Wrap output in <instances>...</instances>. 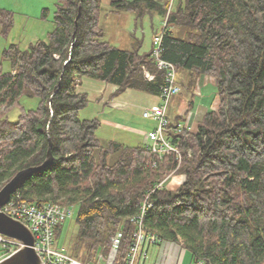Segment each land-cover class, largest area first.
Wrapping results in <instances>:
<instances>
[{
  "label": "trees",
  "instance_id": "1",
  "mask_svg": "<svg viewBox=\"0 0 264 264\" xmlns=\"http://www.w3.org/2000/svg\"><path fill=\"white\" fill-rule=\"evenodd\" d=\"M101 3L56 0L47 40L27 50L16 44L3 50L12 69L4 72L0 62V188L17 171L42 164L49 139L51 164L11 197L77 205L70 255L79 258L86 246V260L98 249L107 254L120 232L115 263L122 264L136 229L131 218L140 213L147 193L178 166L184 181L148 196L145 234L159 241L180 238L197 263L264 264V0H179L169 12L168 0H110L113 11L133 12L135 20L147 13L166 19L159 56L176 67L178 94L189 98L166 132L180 155L161 157L146 144H103L96 135L100 122L79 116L89 103L77 89L82 77L115 86L112 98L128 89L158 96L165 82L166 70L157 68L152 49L140 51L139 37L131 48L103 39ZM13 21L14 13L0 7L1 36L8 35ZM201 75L214 79L217 106L207 110L196 132L177 131ZM21 96L38 102L32 109L20 106L16 121H10L7 112ZM110 153L117 155L113 164L107 162ZM62 224L54 230L56 243Z\"/></svg>",
  "mask_w": 264,
  "mask_h": 264
},
{
  "label": "built area",
  "instance_id": "2",
  "mask_svg": "<svg viewBox=\"0 0 264 264\" xmlns=\"http://www.w3.org/2000/svg\"><path fill=\"white\" fill-rule=\"evenodd\" d=\"M168 12L172 8L173 0H168ZM161 29L153 35L152 58L159 69H165V82L158 95L159 102L152 107L142 110V116L155 121V127L148 131L145 135V144L147 149L152 153H156L159 157L168 152L180 155L177 146L173 145L166 137V132L169 125L167 109L173 96L180 92V86L177 84L176 67L159 56V45L161 33L166 26V19H163ZM144 77L147 80H152L154 75L146 68H143ZM183 128L178 125L177 131ZM178 167V166H177ZM174 168L164 179L159 181L154 188L147 193L146 198L141 204L140 213L132 217L136 229L133 233V242L122 264H146L149 250L151 246H158L161 251L158 254L157 260L153 264H178L182 258V253L185 251L182 240L177 241H159L153 234H145L142 225V218L147 209L151 205L148 201V196L157 188L175 189L171 183L173 173H176ZM177 187L184 181V175L179 174ZM176 187V188H177ZM73 205H62L55 202L42 203H25L19 202L14 197L4 204L0 210L16 221L25 224L33 235V249L40 257L44 264H116L115 258L117 248L120 243L121 233L117 232L110 241L109 252L106 254L101 249L95 251L94 257L91 260L81 261L73 257L67 251V248L58 246L55 241L54 230L57 225L66 221L72 215ZM22 243L14 238L0 234V260L4 257L15 253L22 247ZM203 264L202 261L198 262Z\"/></svg>",
  "mask_w": 264,
  "mask_h": 264
},
{
  "label": "rangeland",
  "instance_id": "3",
  "mask_svg": "<svg viewBox=\"0 0 264 264\" xmlns=\"http://www.w3.org/2000/svg\"><path fill=\"white\" fill-rule=\"evenodd\" d=\"M178 1L173 0L172 8H175ZM0 7L11 10L14 13L13 26L8 35L6 37L0 35L1 68L4 72H9L12 69L11 62L9 59L3 57V50L11 44H16L20 50H27L31 43L37 40H47L48 32L54 28L53 16L56 0H0ZM162 21L163 19L160 16L153 13L144 14L140 20H135L133 12L124 11L116 13L111 9L109 0H102L101 3L99 23L104 32L103 39L118 48H129V44H127L129 35L134 33L142 41L140 51H151L153 49V35L161 29ZM214 93L215 90L213 91ZM37 102L38 100L35 97L21 96L19 105H15L8 110L7 116L9 120L16 121L20 114V106H23L25 109H32L35 108ZM215 105H217V102H215ZM107 115L109 114L100 113L99 107L93 103H89L88 106L79 112L80 118L91 117L100 122L96 133L103 144L111 138L125 142L127 135L125 128L121 124H117L115 114H112L113 117ZM116 158V154L110 153L107 157L108 164H113ZM178 176L179 174L175 172L172 175L174 178H178ZM77 208V205H73L71 217L63 222L57 239L58 246L70 248L71 241L77 230L75 222ZM88 251V246H86L78 259L86 261ZM160 251V247L151 246L146 264H153V261L157 260ZM179 262L180 264H199L194 262L192 254L186 250L182 253V258Z\"/></svg>",
  "mask_w": 264,
  "mask_h": 264
},
{
  "label": "crops",
  "instance_id": "4",
  "mask_svg": "<svg viewBox=\"0 0 264 264\" xmlns=\"http://www.w3.org/2000/svg\"><path fill=\"white\" fill-rule=\"evenodd\" d=\"M133 38L137 37L130 34L127 43L129 44V48L132 47ZM214 88L215 82L211 76L201 75L197 78L193 88L195 96L191 110H189L185 121L181 123V125L186 127L190 132H196L198 123L202 120L207 110L217 106L215 105V102H218L217 92L216 88ZM77 89L87 94L89 103L98 106L100 113L105 115L109 114L107 116L111 117H113L112 114H115L117 124H121L123 128H125L127 132L125 142L113 138L108 139L109 141H117L131 146L145 144L146 133L153 129L156 123L154 120L145 118L146 120H150L146 121L141 113L143 109L155 106L159 102L157 95L128 89L112 98L111 95L116 89L115 86L88 77H82L79 80ZM214 90L215 93L213 94ZM188 98V94H177L172 97L167 109L169 120H174L179 114L185 111ZM82 119L92 118L83 117ZM179 178L178 176V178H173L171 180L175 189ZM178 264H180V262Z\"/></svg>",
  "mask_w": 264,
  "mask_h": 264
},
{
  "label": "water",
  "instance_id": "5",
  "mask_svg": "<svg viewBox=\"0 0 264 264\" xmlns=\"http://www.w3.org/2000/svg\"><path fill=\"white\" fill-rule=\"evenodd\" d=\"M79 14H80V5L78 7L77 16ZM72 37L74 38V33L72 34ZM72 46L73 43L71 44L70 49L72 48ZM68 60L69 58L64 61V64H66ZM58 86H59V81L56 84V88H58ZM55 91L56 89L53 91L52 95L49 98L50 111H52L50 103ZM52 159L53 157L51 152V142L48 139V149H47L45 161L40 165L29 166L27 168L17 171L13 175V177L0 188V208L4 204H6V202L10 199L11 194H13L17 190V188H19L25 182L26 179L31 177L37 171L49 166L52 162ZM0 234L17 239L23 244L22 247L19 250H17L15 253L10 254L4 257L3 259H1L0 264H44L33 249L34 240H33V235L29 230V228L22 222L12 219L1 210H0Z\"/></svg>",
  "mask_w": 264,
  "mask_h": 264
}]
</instances>
